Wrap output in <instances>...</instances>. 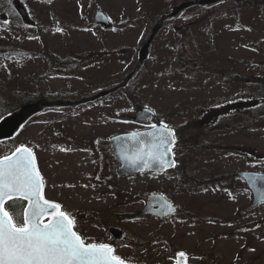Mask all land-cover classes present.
<instances>
[{
  "label": "rangeland",
  "instance_id": "1",
  "mask_svg": "<svg viewBox=\"0 0 264 264\" xmlns=\"http://www.w3.org/2000/svg\"><path fill=\"white\" fill-rule=\"evenodd\" d=\"M5 1L29 14L11 20L0 8V98L13 111L29 98L78 100L121 82L161 16L190 0ZM99 11L111 27L96 23ZM141 107L175 130L179 165L119 176L111 138L154 124L133 119ZM257 107V118L238 120ZM21 145L35 152L45 198L75 217L88 242L142 264H173L180 252L188 264H264V202L253 205L239 176L264 173V0L194 6L165 22L127 87L38 116L0 143V157ZM153 193L177 212L143 215Z\"/></svg>",
  "mask_w": 264,
  "mask_h": 264
},
{
  "label": "snow or ice",
  "instance_id": "2",
  "mask_svg": "<svg viewBox=\"0 0 264 264\" xmlns=\"http://www.w3.org/2000/svg\"><path fill=\"white\" fill-rule=\"evenodd\" d=\"M150 128L131 133L121 147L122 156L141 171L175 167L174 130L163 122ZM251 180L255 184L257 177ZM45 186L30 147L21 145L0 157V264H130L110 244L88 242L76 229L75 217L45 198ZM17 204L20 211L15 210ZM178 256L177 264H186V254Z\"/></svg>",
  "mask_w": 264,
  "mask_h": 264
},
{
  "label": "water",
  "instance_id": "3",
  "mask_svg": "<svg viewBox=\"0 0 264 264\" xmlns=\"http://www.w3.org/2000/svg\"><path fill=\"white\" fill-rule=\"evenodd\" d=\"M229 0H190L185 1L183 3H179L178 5L174 6L172 11L168 14H164L161 16L160 20L157 22L155 28L149 39L144 43L139 51V58L136 68L125 78L124 81L121 83L99 90L97 92L92 93L91 95L82 98L77 101H66V100H50L47 98H41L35 102L27 103L21 106L19 109L7 114L3 118L0 119V142L9 141L14 139L24 128V126L34 117L43 113L47 109H54L58 107H76L79 105L95 102L99 99L107 97L118 90L125 88L128 86L129 82L135 77L137 72L142 68L144 63L148 60L151 52V46L155 40V36L157 31L164 25V23L168 20H172L179 16L181 13L190 9L194 6H205V7H213L217 4L226 2ZM21 13L26 15L23 8L20 6ZM96 21L105 26H110V20L103 12H99L96 15ZM148 108H142L138 110L134 116V119L139 122H146L156 119V114L152 110L149 111ZM158 126L160 124H157ZM152 131V129H146L137 131L140 133H146ZM133 133V132H131ZM131 133H125L121 135H117L111 139V144L113 146L112 154H114L121 164L118 169V175L124 176L126 174H137L142 172H167L172 170L176 167L177 162L174 158V155L171 157L175 160L176 164L175 167L168 168L166 170H160L158 167L148 168L138 170L137 167H133L130 162L124 159L121 153V147L126 142V138L130 137ZM176 144V143H175ZM173 153V149H172ZM239 176L243 179L251 192L253 193L254 197V206H257L260 203L264 202V173L262 172H255V171H244L240 172ZM251 177H257L255 184L252 183ZM171 204L172 207L175 209L174 211H169L166 205ZM177 212V207L173 205L167 198H165L161 194H151L148 198L147 205L145 209L142 211L143 214H152L158 217H167L169 215L174 214ZM110 233L114 236L117 240L124 239V234L121 230L112 228L110 229ZM180 260V257H177V262ZM177 264V263H176ZM187 264V260H186Z\"/></svg>",
  "mask_w": 264,
  "mask_h": 264
},
{
  "label": "trees",
  "instance_id": "4",
  "mask_svg": "<svg viewBox=\"0 0 264 264\" xmlns=\"http://www.w3.org/2000/svg\"><path fill=\"white\" fill-rule=\"evenodd\" d=\"M0 4H1L0 8H2V7L6 8L7 7L5 0H0ZM14 9H13V7L9 8V6L6 8V10H8V12L10 13L11 20H12V18H16V20H21L22 21V19H21L22 17L19 14V12H17V10L16 9L14 10ZM211 10H208V11H211ZM15 51H16L15 48L13 46H11V48L8 51L7 54H9L10 56H13L14 55L13 53ZM30 101H34V99H32V98L26 99V100H24V103H27V102H30ZM7 103L8 102H5V101L2 100V98H0V118L3 117L5 114H7V113L12 111V110L8 109L9 104H7ZM256 105H258L257 102H256V104H254V106H256ZM258 111H259L258 107L256 109L250 110L248 113L240 115L239 116L240 118H238V120L240 121L242 118H244V120H242L243 122H249V120L257 118ZM230 122H231V120H229V125H230ZM17 206H18V209H15L16 211L20 210V205L17 204Z\"/></svg>",
  "mask_w": 264,
  "mask_h": 264
}]
</instances>
